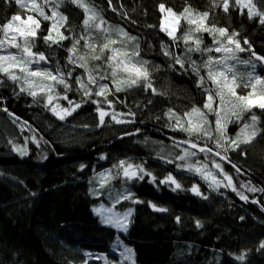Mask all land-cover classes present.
<instances>
[{"label": "trees", "instance_id": "trees-1", "mask_svg": "<svg viewBox=\"0 0 264 264\" xmlns=\"http://www.w3.org/2000/svg\"><path fill=\"white\" fill-rule=\"evenodd\" d=\"M38 2L49 16L54 10L67 16L66 24L58 25V30L68 39L46 42L44 37L49 34L52 20L43 19L32 51L42 53L46 60L34 64L54 75L63 74L70 88L54 83L49 104L45 94L34 98L28 91H21V87L27 88L23 83H14L0 73V264H127L111 253L110 246L117 240L132 247L135 264H264V248L260 247L264 243V112L253 109L259 117V131L251 143L235 150L228 148L225 153L224 148L215 146V116L203 108L207 101L205 89L215 86L206 79L203 65L209 57L219 59L217 52L206 51L219 45L205 31H193L186 44L183 36L195 25L183 18L177 39L168 37L162 32L163 13L159 6L163 4L165 10L171 9L177 15L186 7L193 13H209L207 26L226 28L228 34L238 33L235 38L245 49L248 45L244 40L250 43V51L237 55L244 61L251 59L256 64L255 74L264 77V63L252 54L264 57V24L259 23V17L249 18L248 9L235 0L228 1L227 12L220 0H85L106 22L105 27L123 29L136 37L129 42V50L133 44L139 45L135 59L147 62L150 82L156 90L154 93L143 82L120 92L114 89L107 95L109 105L95 93L99 85L114 86L112 69L103 59L92 60V53L85 46L89 37L91 43H104L101 33L86 31L83 20L87 15L69 0L62 4L60 0ZM253 3L264 11V0ZM17 14L25 15L15 0H0V26ZM52 36L58 38L53 32ZM80 37L84 39L74 55L69 49ZM196 38L201 40L202 51L189 52V47H197ZM216 38L226 43V37L218 33ZM86 53L88 67L97 78L91 96H85L78 83L81 79L88 83V73L78 66L77 59ZM99 53L97 47L96 54ZM70 57L76 63H69ZM175 57L183 60V68ZM193 61L205 77L203 86L192 70ZM230 64L245 79L253 71L250 65L235 61ZM103 74L108 78L100 79ZM237 91L246 94L249 89L241 87ZM93 100L99 103L94 104ZM75 104L80 107L63 120L51 110L56 105L71 109ZM193 107L201 108L207 115L212 139L189 137L174 129L175 120L168 123L170 109L183 117ZM98 108L109 113L103 125L99 123ZM112 113H123L125 123L113 122ZM250 116L246 112L240 123L227 125L226 135L234 138ZM188 140L198 147L182 144ZM205 147L212 151L199 150ZM20 149L25 153L21 154ZM185 151L195 155L181 160ZM121 161L140 165L144 172L127 180L118 167ZM215 161L229 173L235 188L213 189L188 168L196 163L213 166ZM107 171L112 175L108 184L91 183ZM169 175L179 188L170 182L161 183ZM193 187L202 195L191 191ZM124 195L131 199L113 204L116 196ZM137 200L141 202H133ZM99 204L120 212L132 210L127 233L100 223L93 211ZM151 205L167 211H154ZM197 221L201 226H197Z\"/></svg>", "mask_w": 264, "mask_h": 264}, {"label": "snow or ice", "instance_id": "snow-or-ice-1", "mask_svg": "<svg viewBox=\"0 0 264 264\" xmlns=\"http://www.w3.org/2000/svg\"><path fill=\"white\" fill-rule=\"evenodd\" d=\"M21 9H27L31 12H36L40 17H43L44 20H52L51 28L49 29V34L44 37L45 41H52L53 43H59L62 40L68 39L62 32L58 30V25L63 27L67 22V16L63 15L58 11H53L52 16H49L45 13L44 8L38 2V0H15ZM55 3V0H44V3ZM64 0H60L62 4ZM70 3L75 4L77 7H80L84 10L87 18L83 20V26L86 30H95L102 33L104 43L97 45L91 43V37L88 41L85 42V46L92 53V60H105L108 64V67L112 69L111 78L112 82L115 85V91L120 92L127 88H132L134 86H139L142 82L147 88L152 89L155 93L156 90L152 88L150 82V73L146 67L147 62L143 60H136L135 57L139 56V45L133 44L131 51L129 50V42L135 41L136 37L130 36L123 29H111L103 28L106 22L102 17L99 16L98 12L90 4L86 3L85 0H69ZM110 2V0H109ZM237 5H240L243 8L248 9L249 18L259 17V23L264 24V11H261L257 8V5L253 3V0H235ZM59 7V5H57ZM160 11H165V6L161 4ZM222 7L225 12L228 11L229 2L228 0H222ZM168 14L175 18L177 24L179 20L183 18L187 21L189 25H195V28H189L187 33L183 36V40L187 44L189 40L192 39V33L205 31L213 36L218 47L215 49L208 48L206 51L217 53H222L220 59H215L209 57L205 61L203 67L207 70V80L215 86L214 89H205L207 93V102L203 105L204 109L212 112L216 116L215 121V132L218 134L216 138V147L221 148L227 144L229 147H232L233 150L240 147L241 144H249L256 137L259 129L257 124L259 122V117L255 114L253 109H259L261 112H264V77L255 74L256 64L251 60H241L237 53L244 52L246 50H251V45L247 40H244V44L248 45V48L245 49L239 40L235 37L238 36V33L228 34L226 28H216L213 26H207L205 21H207L209 13H193V10L190 7H186L184 11L177 15L172 12L171 9L167 10ZM58 17L59 19H55ZM167 19V17L165 18ZM163 23V22H162ZM40 27V20L35 18L33 15H28L26 18H22L19 14L13 15L11 19L5 23L3 26H0V33L3 34V39H0V50L4 48L5 45L11 48H16L20 55L9 54V55H0V73L6 76L9 80L16 83L18 81H23V84L27 85V88L21 87V91H28V94L32 97L37 96V92H43L46 89L50 92L53 89V84L45 83V81H53L57 84H61L65 89L70 88V85L63 78V74L54 75L52 72L47 70L32 69L31 65L34 63H39L40 61H45L46 57L42 53H34L32 48L34 47V38L37 36V31ZM166 30V29H162ZM176 28L174 27L172 31L168 32V35L174 40V32ZM56 31L57 39H54L52 32ZM115 33L117 38L112 37V33ZM219 34L220 37H226V43L222 42L220 39L216 38V34ZM122 38V39H121ZM84 37H80L74 41L72 48L69 49V52H72L74 55L77 53V45L80 44V40ZM22 41V43L20 42ZM117 43L121 44V47H114ZM194 43L197 45L195 49L189 47L188 51H202L199 47L201 40L196 38ZM100 48V53L96 54V48ZM105 52H109L110 55H105ZM169 53L166 51L165 55ZM255 56L256 60L264 62V57L256 56L255 52L252 53ZM80 61L78 64L79 67H82L88 73V84L95 85L97 83L96 76L93 75V70L88 67V54L80 55L77 57ZM176 63L184 67V62L181 58L175 57ZM229 61H235L239 64L250 65L253 69L252 72L247 73V79L243 75H238L233 64H230ZM69 63H76V60L69 58ZM194 73L199 76L200 86H203L205 83V77L200 75V66H197L195 61L192 62ZM215 65V67H214ZM99 71V68L96 69ZM20 73L22 75H18ZM70 75V73H69ZM37 78V79H30ZM100 79H107L108 76L103 74L99 77ZM2 82V81H0ZM81 88L83 89V94L85 96L92 95V89L88 87V84H85L83 79L79 80ZM249 89V91L241 95L238 93L237 89L239 88ZM97 96H103L104 100L111 105V102L107 100V95L111 94V89L108 85L102 84L99 85L98 90L95 93ZM67 99V96L63 97ZM218 98V104H217ZM53 97L51 95L47 96V101L49 104L52 103ZM69 103H72L69 101ZM92 103L98 104L99 101L93 100ZM214 104H217V107H213ZM61 106L56 105L52 108L53 114L57 115L59 119L63 120L65 115H71L73 111L80 107V104H75L71 109L62 108L60 112H57ZM99 112V123L100 125L104 124L105 116L109 115L108 112L103 109H97ZM251 113L250 120L244 122L239 132L234 138H230L226 135L227 125L229 123H240L244 118V113ZM62 113V114H61ZM223 113V115H222ZM118 115H124L123 113L117 114L112 113V119L117 123H123L125 121L117 119ZM170 119L176 120V126L180 130L186 132L189 137L193 135L206 136L208 139H212V130L210 128V122L207 118V115L201 108L193 107L191 111L184 113L183 117L175 114L172 110H169L168 113ZM232 117H235L233 120ZM184 143L190 144L192 148H197L198 145L193 143L191 140L184 141ZM201 152H211L209 148H200ZM21 154L25 153L24 149H20ZM227 151V148H225ZM219 155V153H215ZM195 155V153L185 152V156ZM185 156H181L180 159L184 160ZM224 158V157H222ZM171 162V161H169ZM125 161H121L118 165L119 168L123 169V175L128 178H136L139 172H144L142 166H133L128 164L125 167ZM216 168L220 169L221 165L216 164ZM192 167V166H190ZM204 167H207L204 165ZM235 167V166H234ZM197 172L200 171L199 168L196 169ZM145 175H150L149 173H144ZM103 175V174H102ZM140 179L143 177L140 176ZM225 178L231 184V177L225 174ZM214 182L218 185L220 182L215 180ZM155 177H153V182ZM171 183L179 188L180 185L176 180L169 175L161 183ZM175 190V189H173ZM235 190V189H233ZM253 191L255 189H252ZM196 195H202L199 192V189L193 187L191 189ZM207 199V197H204ZM245 199V197H241ZM119 199V197L117 198ZM123 199H131L130 195H124ZM134 203H140L141 201H133ZM154 211L165 212L166 208L157 207L156 205H151ZM131 215V209L128 212L123 214V218L119 216L114 219H110V223H114L115 226L127 230V220ZM179 220V218H177ZM197 226H201L200 222L197 221ZM261 248H264V243H261ZM127 253H131V249H125ZM87 255V254H86ZM121 255H124L122 253ZM238 259H243V257H238Z\"/></svg>", "mask_w": 264, "mask_h": 264}, {"label": "rangeland", "instance_id": "rangeland-1", "mask_svg": "<svg viewBox=\"0 0 264 264\" xmlns=\"http://www.w3.org/2000/svg\"><path fill=\"white\" fill-rule=\"evenodd\" d=\"M220 1H222V0H220ZM23 11H24L25 15L21 16L22 18H26L28 15H33L35 18H37V19L40 20V23L43 21V18H41L38 15V13L31 12V11H29L27 9H23ZM162 13H163L162 29H166V30H162V32H164L168 37H170L168 35V32L169 31H172L173 28L175 27L176 30L174 32V35H176L177 32H178L177 30L179 29L180 20H179V23L177 24L175 18L172 17V16H170L168 14L167 10H165ZM166 17H167V19H165ZM55 19H57V18H55ZM57 27H59V26H57ZM102 27L103 28H111V27H108V26L105 27V25H102ZM111 29H114V28H111ZM86 31L87 32L89 31V32L94 33V34L97 33V31H95V30H86ZM55 34H56V31H53V35H55ZM101 35H102V33H101ZM112 37L114 39L117 37L114 32L112 33ZM170 38H172V37H170ZM20 42L22 43V41H20ZM114 47H117L118 48V46H116V45H114ZM9 54L20 55L19 51L16 48H11V47H8L7 45H5L4 48L2 50H0V55H9ZM218 55H219V59H220L223 54L222 53H218ZM229 63H230V61H229ZM31 67L34 70L37 69L36 64H32ZM214 67H215V65H214ZM39 70H42V69H39ZM17 74L18 75H22L20 73H17ZM85 78L87 79V77H85ZM30 79H37V78H30ZM20 82L23 83V81H20ZM45 83L53 84V89L50 92L47 89L45 91H43V92L38 91L37 94H40L41 93V94H45L46 96L52 94V92L54 91V89L56 87L54 85L55 82H53V81H45ZM86 84H88V83H86ZM25 87H27V85H25ZM88 87L91 88L92 87V84H88ZM108 87H109V89H111V91H113L115 89V85L114 86H108ZM97 88H99V87H97ZM241 95H244V94H241ZM217 104H218V98H217ZM217 104H214L213 107L214 108L217 107ZM61 109L62 108L57 109V112H60ZM206 112L207 113H210V114H213L212 112L208 111L207 109H206ZM222 115H223V113H222ZM66 116L67 115H65V117ZM122 118H123L122 116H117V119H119V120H123V121L126 120V119H122ZM167 119H168V123L169 124H170V122L172 120H175V119H170L169 115L167 116ZM232 119L234 120L235 117H232ZM214 121H216V116L214 118ZM113 122H115L116 124H120V123H117L115 120H113ZM123 123H125V122H123ZM231 124L232 123H229L228 126L231 125ZM173 125H174L173 127H174L175 130H180V128L178 126H176V120L174 121V124ZM215 146H216V143H215ZM226 146H227V150H228V148H229V150L230 149L231 150L233 149L232 147H229L228 145H226ZM222 148L225 149L226 147H221V148H218V149L221 150ZM185 152H184L183 156H185ZM223 152L225 153V150ZM17 153H19V152H17ZM187 157H189V156H185V159ZM128 164H133V162H131V161L128 162L127 161L126 165H128ZM216 164H217L216 161L213 164V166L212 165L211 166H208L206 164H197L196 163V164H193V165H190L189 164L188 165V168L189 169H193L196 172V174L200 177V179L206 185L210 186L213 189L214 188H220V187H225V188L231 187V188H235L233 186V183L231 182V184H229L228 180L225 178V174L228 176L229 173L227 171H225V169H224L223 166H221L220 169L216 168V166H215ZM204 165H206L207 167H204ZM133 166H140V165H133ZM190 166H192V167H190ZM197 168L200 169L199 172L196 171ZM122 176L125 177L123 175V173H122ZM213 177H215V180H217V181L220 182L218 185L214 182ZM111 180H112V175H111V173H109V171H107V173L106 172H102L101 174H99L98 176H96L95 179H92L91 180L92 181L91 183L92 184H95V185L103 186L105 184H108V182H110ZM127 180H130V179H127ZM122 200H124L123 197H119V199H117V196H116L113 199V204L114 205L119 204V202L122 201ZM93 211H94V216H96L100 220V223H102V224H104L106 226H110L112 228H115L116 230H118L119 232H121L123 234L127 233L128 229H129V225H130V221H131L132 214L128 217V220H127V230H124L122 228H119V227L115 226L114 223H110L109 220L110 219H114L117 216H119L120 218H123V214L126 213V212H128L129 210L128 211H125V212H120V211L116 210L114 207H108L106 205L99 204V206L95 207ZM131 213H133L132 210H131ZM110 247H111V253L116 254L120 258V260L125 261L127 264H135V255H134L133 249H132V247L127 246L124 241L117 240L114 243H112V245ZM125 249H131V253L130 254L127 253L125 251ZM122 253H124V255H121Z\"/></svg>", "mask_w": 264, "mask_h": 264}, {"label": "water", "instance_id": "water-1", "mask_svg": "<svg viewBox=\"0 0 264 264\" xmlns=\"http://www.w3.org/2000/svg\"><path fill=\"white\" fill-rule=\"evenodd\" d=\"M264 63V62H263ZM183 145L185 144V143H182Z\"/></svg>", "mask_w": 264, "mask_h": 264}]
</instances>
